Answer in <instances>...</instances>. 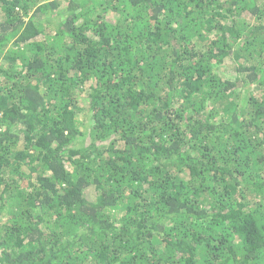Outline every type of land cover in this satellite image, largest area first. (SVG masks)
<instances>
[{"label": "trees", "instance_id": "16d2710c", "mask_svg": "<svg viewBox=\"0 0 264 264\" xmlns=\"http://www.w3.org/2000/svg\"><path fill=\"white\" fill-rule=\"evenodd\" d=\"M0 115V264H264V0H0Z\"/></svg>", "mask_w": 264, "mask_h": 264}, {"label": "rangeland", "instance_id": "374dc122", "mask_svg": "<svg viewBox=\"0 0 264 264\" xmlns=\"http://www.w3.org/2000/svg\"><path fill=\"white\" fill-rule=\"evenodd\" d=\"M221 72L225 76H234V70H233V63L230 61H226L223 65L220 66Z\"/></svg>", "mask_w": 264, "mask_h": 264}, {"label": "built area", "instance_id": "2783aa9c", "mask_svg": "<svg viewBox=\"0 0 264 264\" xmlns=\"http://www.w3.org/2000/svg\"><path fill=\"white\" fill-rule=\"evenodd\" d=\"M1 116V115H0ZM0 131H1V126H0Z\"/></svg>", "mask_w": 264, "mask_h": 264}]
</instances>
